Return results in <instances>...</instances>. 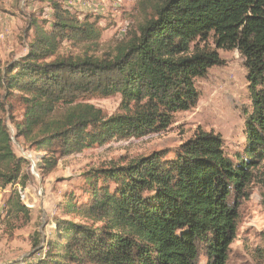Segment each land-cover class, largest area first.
<instances>
[{
    "label": "trees",
    "instance_id": "trees-1",
    "mask_svg": "<svg viewBox=\"0 0 264 264\" xmlns=\"http://www.w3.org/2000/svg\"><path fill=\"white\" fill-rule=\"evenodd\" d=\"M40 1L53 6L54 21L33 23L29 55L3 79L23 114L10 119L13 129L0 117V190L29 180L16 139L44 151L41 167L53 172L61 157L167 130L175 114L197 107L195 81L223 64L217 50L244 58L252 109L235 159L220 136L201 132L172 158L154 152L97 170L87 202L69 209L86 223L63 222L60 239L35 264H200L202 251L206 264H228L237 198L264 168V0H149L153 13L102 59L60 57L64 41L94 44L100 30L64 0ZM95 95H120V112L106 117L83 102ZM13 196L17 211L28 213Z\"/></svg>",
    "mask_w": 264,
    "mask_h": 264
},
{
    "label": "rangeland",
    "instance_id": "rangeland-1",
    "mask_svg": "<svg viewBox=\"0 0 264 264\" xmlns=\"http://www.w3.org/2000/svg\"><path fill=\"white\" fill-rule=\"evenodd\" d=\"M62 3L82 20L95 22L101 35L94 44L64 41L58 52L60 57L88 55L102 59L114 55L117 47L128 41L153 13L149 0H64ZM53 21L54 9L49 2L0 0V117L12 129L10 119H21L23 106L16 97L18 94L9 93L3 85L6 68L29 55L34 39L33 23L48 27ZM212 49L217 50L214 45ZM217 52L223 64L195 81L199 93L197 107L175 114L165 131L113 140L61 157L53 172L41 167L44 151L16 139L15 154L30 162L26 168L29 180L25 188L15 185L0 190V264H35L45 259L48 243L60 239L59 227H63V222L85 224L83 218L69 209L87 202L89 181L97 170L126 165L154 152H164L172 158L183 143L201 132L220 136L231 158L242 154L245 121L252 109L245 60L237 50ZM83 102L111 117L120 112L121 96L95 95ZM12 193H18L28 213L17 211ZM236 206L237 236L230 246L228 264H264V168L254 172L246 195L237 198ZM36 243L40 244L38 248ZM42 248L45 250L41 251ZM199 262L206 264L203 251Z\"/></svg>",
    "mask_w": 264,
    "mask_h": 264
}]
</instances>
